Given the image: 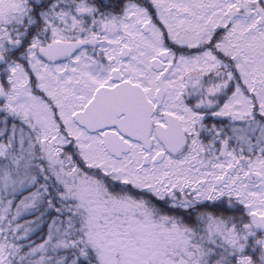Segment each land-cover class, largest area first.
I'll list each match as a JSON object with an SVG mask.
<instances>
[{"label":"snow or ice","instance_id":"obj_1","mask_svg":"<svg viewBox=\"0 0 264 264\" xmlns=\"http://www.w3.org/2000/svg\"><path fill=\"white\" fill-rule=\"evenodd\" d=\"M0 264H264V0H0Z\"/></svg>","mask_w":264,"mask_h":264}]
</instances>
